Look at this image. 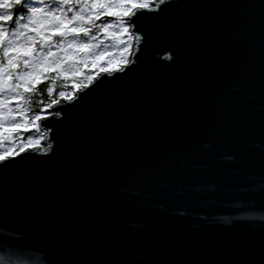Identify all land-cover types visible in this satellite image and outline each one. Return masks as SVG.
I'll list each match as a JSON object with an SVG mask.
<instances>
[{
  "label": "water",
  "instance_id": "water-1",
  "mask_svg": "<svg viewBox=\"0 0 264 264\" xmlns=\"http://www.w3.org/2000/svg\"><path fill=\"white\" fill-rule=\"evenodd\" d=\"M49 127L52 153L0 169L27 264H259L264 0H170L136 66Z\"/></svg>",
  "mask_w": 264,
  "mask_h": 264
},
{
  "label": "snow or ice",
  "instance_id": "snow-or-ice-1",
  "mask_svg": "<svg viewBox=\"0 0 264 264\" xmlns=\"http://www.w3.org/2000/svg\"><path fill=\"white\" fill-rule=\"evenodd\" d=\"M169 5L170 0H0V169L52 153L50 119H63L66 108L134 68ZM249 211L243 203L235 210ZM18 240L0 235V264H27L24 254L34 246ZM35 250L43 264H53L47 250Z\"/></svg>",
  "mask_w": 264,
  "mask_h": 264
}]
</instances>
